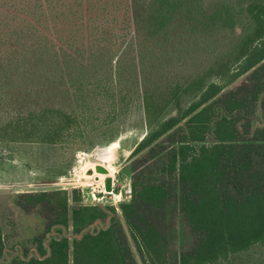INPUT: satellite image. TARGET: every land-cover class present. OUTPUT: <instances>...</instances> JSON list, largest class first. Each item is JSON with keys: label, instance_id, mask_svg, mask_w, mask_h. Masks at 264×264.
Instances as JSON below:
<instances>
[{"label": "trees", "instance_id": "trees-1", "mask_svg": "<svg viewBox=\"0 0 264 264\" xmlns=\"http://www.w3.org/2000/svg\"><path fill=\"white\" fill-rule=\"evenodd\" d=\"M139 98L127 232L80 189L19 193L46 227L6 259L0 224V264H264V0H0V145L84 150Z\"/></svg>", "mask_w": 264, "mask_h": 264}, {"label": "rangeland", "instance_id": "rangeland-1", "mask_svg": "<svg viewBox=\"0 0 264 264\" xmlns=\"http://www.w3.org/2000/svg\"><path fill=\"white\" fill-rule=\"evenodd\" d=\"M168 69L173 71L172 77L183 80L185 72L182 71L181 61L172 62ZM189 100L188 97L184 98L183 104L186 105ZM97 108L100 110V105ZM128 110L126 115L120 116L112 125L104 126L102 122L97 121L95 129L89 132L86 149L75 153L59 146L40 143L0 145V224L6 242V259L37 254L35 239L46 227V221L39 209L28 211L16 204L19 202L16 195L23 192L80 189L84 204L115 206L117 217L127 232L120 204L131 199L130 156L146 132L141 98L134 99ZM105 115L106 108L97 113L99 118ZM258 115L261 117L260 109ZM117 132L120 136L116 140L103 141L104 136ZM100 163L104 164L112 175L114 190L111 193L106 192L104 187L107 173L96 170ZM90 168L94 169V174H88ZM94 192L100 197L99 200L93 199ZM171 206L169 213L165 215L164 227L169 229L172 245L182 249L189 245L188 231L180 211H175L174 206ZM256 252L258 256L261 252L264 255V250ZM136 257L141 263L137 253Z\"/></svg>", "mask_w": 264, "mask_h": 264}, {"label": "water", "instance_id": "water-1", "mask_svg": "<svg viewBox=\"0 0 264 264\" xmlns=\"http://www.w3.org/2000/svg\"><path fill=\"white\" fill-rule=\"evenodd\" d=\"M96 170L102 173H107L104 178V187H105L106 192H109V193L113 192L114 188L112 185V175L108 173L106 166L100 163L96 166ZM87 172L88 174H94V169L90 168ZM97 179H100V178L97 177Z\"/></svg>", "mask_w": 264, "mask_h": 264}, {"label": "built area", "instance_id": "built-area-1", "mask_svg": "<svg viewBox=\"0 0 264 264\" xmlns=\"http://www.w3.org/2000/svg\"><path fill=\"white\" fill-rule=\"evenodd\" d=\"M93 199H94V200H96V199H98V200H99V199H100V197H97V194L94 192V193H93Z\"/></svg>", "mask_w": 264, "mask_h": 264}]
</instances>
